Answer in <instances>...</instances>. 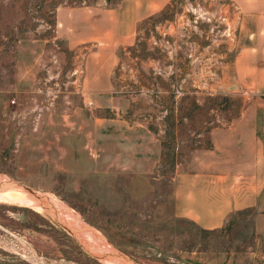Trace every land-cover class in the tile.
<instances>
[{"label": "rangeland", "instance_id": "374dc122", "mask_svg": "<svg viewBox=\"0 0 264 264\" xmlns=\"http://www.w3.org/2000/svg\"><path fill=\"white\" fill-rule=\"evenodd\" d=\"M119 2L0 0V173L57 196L135 264H264L256 210L211 231L173 213L175 174L200 165L226 131L234 139L248 105L232 84L239 10L172 0L112 51L58 25L59 9ZM97 55L113 62L103 73L112 86L90 93ZM25 209L0 202V264H103Z\"/></svg>", "mask_w": 264, "mask_h": 264}, {"label": "crops", "instance_id": "0c3cea01", "mask_svg": "<svg viewBox=\"0 0 264 264\" xmlns=\"http://www.w3.org/2000/svg\"><path fill=\"white\" fill-rule=\"evenodd\" d=\"M229 1L241 14V40L232 64V84L249 92L248 105L240 113L235 138L226 131L216 150H209L200 165L175 174L172 189L174 216L208 231L222 228L232 213L256 210L264 215V138L257 134L259 122L264 135V0ZM171 2L120 0L114 8L101 4L98 8H62L56 18L61 31L72 27L77 43L102 44L112 51L130 45L138 23ZM87 67L103 71L99 76L91 73L86 83L90 93L110 90L111 78L103 73L110 75L113 62L97 55Z\"/></svg>", "mask_w": 264, "mask_h": 264}, {"label": "water", "instance_id": "95a60500", "mask_svg": "<svg viewBox=\"0 0 264 264\" xmlns=\"http://www.w3.org/2000/svg\"><path fill=\"white\" fill-rule=\"evenodd\" d=\"M10 188L24 194L21 202L13 203L49 218L62 228L86 253L98 261L112 264H135L99 232L84 223L76 213L57 196L27 187L0 173V192ZM78 215V214H77Z\"/></svg>", "mask_w": 264, "mask_h": 264}, {"label": "bare ground", "instance_id": "6f19581e", "mask_svg": "<svg viewBox=\"0 0 264 264\" xmlns=\"http://www.w3.org/2000/svg\"><path fill=\"white\" fill-rule=\"evenodd\" d=\"M24 197L25 196L21 191L10 188H6L2 192H0V202L2 203H18L21 202L24 199ZM76 216L78 215L76 214ZM100 262L103 264H112V263H108V261H103V260H100Z\"/></svg>", "mask_w": 264, "mask_h": 264}, {"label": "trees", "instance_id": "16d2710c", "mask_svg": "<svg viewBox=\"0 0 264 264\" xmlns=\"http://www.w3.org/2000/svg\"><path fill=\"white\" fill-rule=\"evenodd\" d=\"M169 9H170V6H168L166 9L162 10V11L159 12L158 14L161 13L160 15H162V14L166 13V11H168ZM158 14H156V16L154 15V16L150 17L148 21L153 20V19H155V18H158V17L160 16V15H158ZM157 15H158V16H157ZM138 42H139V40L136 42L135 46H133V47H128V48H127V51H129V52H130V51H134L135 48H136V46H139V45H138ZM124 53H125V51L122 50L121 55L124 54ZM262 138H264V135H262ZM25 210H28V209H25ZM35 214L39 215L38 213H35ZM48 223H49V222H48Z\"/></svg>", "mask_w": 264, "mask_h": 264}]
</instances>
